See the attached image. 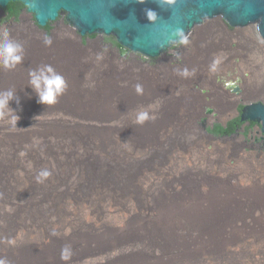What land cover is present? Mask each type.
<instances>
[{
    "label": "bare ground",
    "instance_id": "6f19581e",
    "mask_svg": "<svg viewBox=\"0 0 264 264\" xmlns=\"http://www.w3.org/2000/svg\"><path fill=\"white\" fill-rule=\"evenodd\" d=\"M13 2H20L25 8L13 14L7 10L8 5ZM68 14L69 11L60 8L54 19H47L45 24L41 25L35 17L36 12L32 9L29 11L28 5L22 0H9L5 8L0 4V30L19 27L32 15L34 21L30 23L34 30L43 38L49 39L59 27H65L64 21L60 20L61 16L65 15L68 26H72L79 33L80 42L88 45L93 44L95 40L101 41L103 35L114 36L119 48L100 42L101 45L113 49L119 57L130 56L132 61L139 63L136 56L139 54L153 59L147 62L153 64L157 61L162 63L165 54L171 52L173 46L183 42L181 38L175 40L153 56L132 50L119 42L118 36L112 32L93 31L82 34L76 25L69 22ZM203 24L202 21H194L192 26L183 32V37L187 39L193 30ZM246 32L243 29H236L233 33L239 41L237 47L228 48L226 44L220 45L221 39L217 37L212 41V36L214 34L219 36L220 33L223 38L227 34L225 27L215 19L197 29L190 41L193 46L192 54L205 48L209 58L204 76H197L195 71L192 82L197 83L200 89L205 91L203 95L212 99L210 105L215 107L218 113L221 112L220 108L223 111L230 107L229 113L236 117L239 115L235 119L240 118V122L233 125L232 131L213 134L214 137L207 133L206 127L209 125L210 129H214L216 118L211 116L212 111L207 112L204 109L205 115L202 114V117H207V120L203 119L199 124L202 134L215 140H239L252 151H245L241 157H235L237 159L234 166L230 165L227 154L222 164L228 169L227 171L225 169V175L220 178L218 185L211 182L204 187L202 194L198 193L200 191L197 177L184 179L185 167L189 163L197 162L193 156L182 157L176 152L171 157L172 166L179 163L177 166L180 170L178 172L172 170L170 173L177 175L176 184L182 186L180 187L182 192L180 196L171 193L167 195L166 192L170 188H167L161 178L159 173L161 170L158 169V172L150 165L152 154L157 152L156 145L137 142L128 137L124 145L129 173L124 178L114 177L117 161L113 155L114 143L112 144L110 140H102L94 134L81 138L76 136H86L88 130L73 128L59 130L53 128L54 126L51 128L47 125L27 124L25 123L27 116L15 111V108L13 110L20 116L17 127L8 123V117L0 116V264H192L198 259L187 253L181 252L180 256L168 254L164 261H161L162 259L154 261L148 259L147 252L157 245L159 240L163 241L162 238H167L164 244L168 246L185 249L190 241L200 240V237L204 236L199 230L202 224L203 230L210 231L208 233L204 231V240L208 249L211 247V251L206 252L204 264H264V135L260 137L252 135L254 131L258 135L264 132V125L260 117L254 119L248 117L241 121L246 108L259 103L264 107V102L244 107L241 114L234 109L240 102L252 103L249 100L253 97H264V76L259 75L264 69V42L251 40ZM201 35H204L205 46L202 44L200 46ZM83 37L88 38L82 39ZM174 49L177 51V47ZM233 55L240 59L235 68L244 79L241 95H233L225 89L227 86L225 81L232 73L215 74L220 63ZM233 86L231 85V88ZM182 90L183 87L179 85L177 93L181 94ZM137 100L135 102L129 100L131 105L123 118L135 121L136 113L141 110H149V115H155L148 109L151 102ZM147 103L148 105H145ZM154 109L155 107L151 110ZM66 115L73 118L69 113ZM219 115L226 118L229 114ZM227 119L217 123L227 129L228 124L235 120L227 122ZM255 122L260 123L261 128ZM245 125L248 127L245 128ZM133 130L134 127L128 132L134 134ZM239 131H245L247 135L228 138ZM162 133V136L167 137L175 136L179 132L164 130ZM163 150L164 148L160 147L157 153L162 154ZM22 152L23 156L20 155ZM244 159H248V163ZM140 164L143 171L139 168ZM43 171L49 172V176L37 180V176ZM181 171L184 174H181ZM178 176L182 177L181 181L177 179ZM232 180L235 183H231ZM165 197L169 203L153 202L156 199L166 200ZM149 200L153 203L148 202ZM213 210L217 211L216 215L213 214L216 213ZM206 212L209 216L204 219ZM230 215H237V221L229 223ZM219 226L221 228L219 240L223 243L218 241V244H215L211 234ZM157 238L159 240H155ZM217 246L221 247V252L213 250L215 249L213 247ZM220 253L222 259L219 257Z\"/></svg>",
    "mask_w": 264,
    "mask_h": 264
},
{
    "label": "rangeland",
    "instance_id": "374dc122",
    "mask_svg": "<svg viewBox=\"0 0 264 264\" xmlns=\"http://www.w3.org/2000/svg\"><path fill=\"white\" fill-rule=\"evenodd\" d=\"M28 17L29 19L27 21L25 19V23L23 25L8 29L10 38L22 45L23 59L21 63H19L15 68L11 69L5 68L2 64H0V92L7 91L10 88L14 91L16 96L19 98V103H17L16 99H13L12 101H10L9 107L11 109L15 108L14 110L17 112L19 111L22 114L24 113L27 116L25 121V123L27 124L35 123L40 125H47L50 127L54 126L53 128H57L59 130L72 128L81 131L88 130L87 132L89 133H85L86 136H76L81 138L93 136L94 134L95 137L99 136L98 138L102 140H110L112 144L114 143L113 155L115 160L117 161V168L114 177L120 176L124 178L129 173L127 172L128 170L125 156L126 148L124 145L128 137L137 142L143 141V143L147 142L154 146L156 145L155 151L157 152H159L160 147L164 148L166 152L164 153L163 150V155L158 154L157 152L152 154L150 165L151 168L154 167V169H156L158 172L159 170H161L159 172L161 178L164 180L167 188H170L169 191L166 192V194L169 195V193H171L174 196H180L182 192V188H180L182 186L176 184L177 175L175 176L174 174L170 173L172 170L175 172H178L180 170L178 167L179 163H175L173 166L171 165L173 160L171 157L175 155L174 153H180L182 157H188L189 155V157L193 156V158H196V163H189L190 166L187 165L185 167L186 174L184 176L186 177H184V179L197 177L198 188L200 191L198 193L202 194L204 187H207V185H209L211 182L214 183L213 185H218L217 183L220 182V178L225 175V172L228 169L225 168L222 164L223 159L227 154L229 157V160H227L230 161L231 166H234L237 159L235 157H241L242 155H244V153H246L245 151L252 152L248 148L243 146L239 140L233 141L232 139H230L231 141H222L220 139L215 140L204 137L201 130L202 128H200L199 126V124L202 123L203 119L207 120V117H202V114L205 115L204 109H206L207 112L212 111L211 116L216 118V123L213 122L215 124H218L217 122H222V120L226 118H228L226 120L228 122L239 117V115H237L236 117V115H232L229 113L231 109L230 107H226V109L224 108L225 110L223 111L220 108L221 112L218 113L217 109L210 105L212 99L208 96L203 95L205 94V91L200 89L197 83L192 82L195 78L193 77L195 71L197 76H204L205 69L208 68H206V64L208 63L209 58L208 54L205 51V48L199 49L200 51L198 50L199 53L197 52V55L192 54L191 49L193 46H191L192 44H190V41L192 40L191 38H193L192 36H194L193 34L195 33V31H197V29H201L209 22H204L202 26H199L195 30H193L192 33L187 37L186 42H182L173 46L171 48V52H167L165 54V59L162 60V63L157 61L153 64L147 63L148 60L153 59L140 56L139 54H136L137 60L140 61L139 63L132 61L130 56L124 58L121 56L119 57L118 53H115L113 49H109L104 45H101L100 42L105 44H112L113 47L119 48V45L117 44L116 38L114 36L103 35L101 41L95 40L93 44L88 45L86 43L84 44L83 42H80L78 37L79 33L75 31L72 26H68V23L65 22V15L61 16L60 18V20L64 21L63 24L65 25V27H59L54 35L49 38L51 40V44H46L45 38L38 34L30 23L31 21H34V17L32 15ZM242 29L243 31H247L246 33L251 40H255L256 42H263V40H261L258 36L256 26H248ZM2 31L3 30H0V32ZM234 32V28L228 27L227 29H225V33L227 35H225L223 38L219 33V36L214 34V36H212L213 38L211 39L213 41L214 38L217 39L218 37L221 39L219 40L220 45L226 44V47L234 48L238 46L239 42L234 36ZM86 38L88 37H83L82 39ZM91 38L94 39L93 37ZM199 38L202 40H199V42L201 41L200 46L201 44L204 45V35L199 36ZM207 40L208 39L205 37V41ZM174 47H177V51H175L176 49H174ZM138 56H140V58H138ZM174 58L176 60H174ZM190 58L192 59L191 61ZM239 61L240 59L237 56L233 55L225 62L220 63L217 68L218 71H215V74H217L216 72L220 74L232 73V75L225 81V84H227L225 89L233 95H241L243 93L242 85L244 84V79L236 72L235 68L236 63H238ZM41 65H51L54 70L57 73L61 74L66 80L67 88L64 93L60 97H58V102L53 106H46L38 103L36 93L30 86H28L29 71L31 69L38 68ZM185 68L188 70V72H190L189 75L183 76L178 74ZM191 68L193 69L191 70ZM262 71L259 72V75L264 76V69H262ZM199 78L201 80H205L203 77ZM5 81L7 82L6 84ZM14 81H16V83H14ZM137 84L142 86V94L137 93ZM179 85H181V88L183 87L184 90H182V92L184 93H177ZM231 85L234 86L231 88ZM199 89L200 92L198 91ZM22 90L24 91L22 92ZM127 99H132L134 102L138 101L137 99H139L140 101L147 100L149 103L151 102L150 105H153L155 103V109H150V113L154 112L157 116L156 119H149L145 123L140 125L135 123V121L126 120L125 117L123 118V115L127 113L129 109L128 107H130L131 105L129 100L128 102H126ZM249 101H252V103L240 102L235 106L236 108L234 107L238 114H241L243 108L246 106L258 103L260 101L264 102V97L255 96ZM123 102L125 105L123 104ZM145 105H148V103ZM32 106L36 107L33 108ZM68 113L69 116H73L75 120L73 118H69L66 115ZM222 113L229 114V117L227 116L226 118H221L219 114ZM255 124H257L258 127L261 128L260 123L255 122ZM133 127V131L135 132L134 134H130V132L128 131H130V129H133ZM247 127L248 125H245V128ZM209 129L210 126L208 125L206 127L207 133L214 136L208 131ZM164 130H167V132L168 130H171L179 133H177V135L175 136L167 135V137H165L162 136V132ZM183 133L187 135H181ZM239 135L245 137V135H247V132L245 133V131H239L233 136H228V138H233L234 136ZM252 135L260 137L264 135V132H261V134L258 135L255 134L254 131V134ZM244 161L248 163V159H244ZM174 166L177 167L174 168ZM139 168L141 171H143V166L141 164ZM166 174L169 177H163V175ZM181 174H184L183 171H181ZM177 179L181 181L182 177L178 176ZM233 182L234 181L232 180L231 183ZM134 186L136 187V185ZM165 198L166 200L161 201L159 199H156L153 200V202L155 201V203L157 204L169 203L167 197ZM148 202L152 201L149 200ZM213 212H216L213 214H217L216 210H213ZM207 216H209L208 212H206L204 219L207 218ZM236 216L230 215L228 222L232 223L237 221ZM202 227L204 229V224H202ZM193 229H195V227H193ZM201 229L199 230L204 236L200 237V240H195L194 242L190 241L191 243L189 244V246L185 247V249L178 248V246H168L164 244V241L165 239L167 240V238H162L163 241L159 240L158 238L155 239L159 240L160 242H157V245L151 247L148 250V259L151 258L154 261H159V259H162L161 261H164L165 257L168 254H171L173 256H180V253L182 252L187 253L190 256L192 255L194 256L193 258L198 259L195 263L192 264H204L206 252H208L209 250L211 251V247L208 249L207 245H205V230ZM208 232L210 231H207L206 233ZM211 235H213L212 239L213 242L215 241V244H218V241L220 243H223L221 240H219L221 236L220 226L219 228L217 227ZM217 247H213L215 248L213 250L221 252V247ZM180 249H183L184 252ZM221 255L222 254L220 253L219 257L222 259Z\"/></svg>",
    "mask_w": 264,
    "mask_h": 264
},
{
    "label": "water",
    "instance_id": "95a60500",
    "mask_svg": "<svg viewBox=\"0 0 264 264\" xmlns=\"http://www.w3.org/2000/svg\"><path fill=\"white\" fill-rule=\"evenodd\" d=\"M9 0H0L5 8ZM15 1V0H14ZM36 12L41 25L54 19L57 11H69L67 19L82 34L86 32L115 33L119 42L132 50L155 56L173 41L175 33L184 32L193 22L220 20L225 29L256 26L264 42V0H173L163 8L160 0H22ZM158 14L149 21L146 10ZM201 19V20H200ZM260 117L264 125V107L251 105L244 110L242 120Z\"/></svg>",
    "mask_w": 264,
    "mask_h": 264
},
{
    "label": "clouds",
    "instance_id": "9594fccd",
    "mask_svg": "<svg viewBox=\"0 0 264 264\" xmlns=\"http://www.w3.org/2000/svg\"><path fill=\"white\" fill-rule=\"evenodd\" d=\"M173 0H160L159 5L163 8L166 4L172 3ZM146 16L149 21H156L158 14L153 10H146ZM175 35L181 38L183 42H186V38L183 37V32L177 30ZM46 44H51V40L45 38ZM23 59V47L19 42L12 40L9 36L7 29L0 32V64L3 67L11 69L15 68ZM178 74L187 76L189 75L188 70L185 68ZM29 80L28 85L34 90L37 95L38 103L46 106L55 105L60 97L67 88L65 78L57 73L51 65H41L38 68L31 69L28 73ZM136 91L138 94H142V86L137 84ZM16 99L19 103V98L16 96L12 89L4 92H0V116L8 117V123L13 127H17V123L20 116L9 107L10 101ZM155 105H149L148 109H153ZM38 117V116H37ZM149 119H156V116L149 115V110H141L136 113L135 123L142 125ZM21 156L24 153H20ZM49 172L43 171L37 176V180L41 177H48Z\"/></svg>",
    "mask_w": 264,
    "mask_h": 264
},
{
    "label": "trees",
    "instance_id": "16d2710c",
    "mask_svg": "<svg viewBox=\"0 0 264 264\" xmlns=\"http://www.w3.org/2000/svg\"><path fill=\"white\" fill-rule=\"evenodd\" d=\"M25 6L20 2H13L8 5L7 10L14 13H19L22 9H24ZM240 122V118L233 120L231 123H229V128L225 129L221 124H215L214 129H209L208 131L214 135H219L220 133H225L227 131L233 130V125L235 123ZM231 126V127H230ZM232 128V129H231Z\"/></svg>",
    "mask_w": 264,
    "mask_h": 264
},
{
    "label": "flooded vegetation",
    "instance_id": "af4514ba",
    "mask_svg": "<svg viewBox=\"0 0 264 264\" xmlns=\"http://www.w3.org/2000/svg\"><path fill=\"white\" fill-rule=\"evenodd\" d=\"M234 47V46H233Z\"/></svg>",
    "mask_w": 264,
    "mask_h": 264
}]
</instances>
